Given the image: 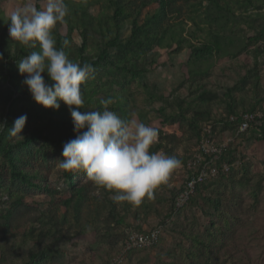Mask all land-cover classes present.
Masks as SVG:
<instances>
[{
    "label": "rangeland",
    "instance_id": "1",
    "mask_svg": "<svg viewBox=\"0 0 264 264\" xmlns=\"http://www.w3.org/2000/svg\"><path fill=\"white\" fill-rule=\"evenodd\" d=\"M109 1L65 0L69 14L52 33L58 49L69 42V60L95 69L81 86L80 110L103 111L101 101L111 98L110 111L158 130L150 152L175 156L181 166L139 204L116 203L84 172L61 170L56 160L77 135L69 107L34 102L17 64L39 45H21L8 32L13 11L29 3L42 10L46 0H0V216L19 203L33 209L29 217L42 218L58 204L69 237L54 243L35 222L8 230L0 221V264H106L127 232L152 229L159 231L157 245L122 264H264V0H165L149 29L161 43L137 48L138 74L118 67L114 39L123 44L131 37L132 18L114 21ZM122 5L139 12L138 25L158 8L154 0ZM13 113V121L27 115L24 140L8 135ZM245 115L253 119L240 130ZM203 164L215 175L174 211L176 194ZM70 181L87 192L78 224L72 206L61 208ZM190 237L210 241V253Z\"/></svg>",
    "mask_w": 264,
    "mask_h": 264
},
{
    "label": "clouds",
    "instance_id": "2",
    "mask_svg": "<svg viewBox=\"0 0 264 264\" xmlns=\"http://www.w3.org/2000/svg\"><path fill=\"white\" fill-rule=\"evenodd\" d=\"M68 14L65 0H46L42 10L29 3L11 13V40L31 48L38 44L40 49L17 64L23 84L43 108L58 110L61 101L69 107L77 135L63 145L58 167L67 173L84 172L94 185L112 192L116 203L139 204L146 196L151 198L181 161L163 152H150L158 130L110 111L111 98L101 101L103 111L80 110L84 104L81 86L94 78L95 69L90 63L69 60L63 48L56 47L53 30ZM63 44L67 47L69 42ZM45 72L51 83H46ZM26 121V114L16 118L7 128L9 137L24 140L21 133Z\"/></svg>",
    "mask_w": 264,
    "mask_h": 264
},
{
    "label": "trees",
    "instance_id": "3",
    "mask_svg": "<svg viewBox=\"0 0 264 264\" xmlns=\"http://www.w3.org/2000/svg\"><path fill=\"white\" fill-rule=\"evenodd\" d=\"M156 4L158 5V8L156 11L146 17L144 22L140 25L137 24L136 18L139 15L138 13H133L132 10L126 11L124 6L122 5V0H110L109 4L111 8L113 9V20L118 22V20L126 19V18H132L131 24H132V34L131 37L125 42V43H120L118 41V37H116L114 40L117 42V52L115 54L116 56V61L118 63V67L122 70H127V72L131 74H138L139 71H134V62L133 59L138 55V49L143 43L147 44L149 42H153L155 40V43L160 45L162 38H158L157 33L155 32H150L149 29L151 27V22L159 21V17L166 7V1L165 0H154ZM38 10H40L39 6H35ZM147 33V35H143ZM138 37V39H137ZM66 40V39H65ZM154 44V43H153ZM64 50V44H61V47ZM40 49H31V51H39ZM20 54H23V49L19 50ZM13 86L16 90H19L18 86L13 83ZM13 106V105H12ZM12 106L9 108V112L11 111ZM13 115L14 113L9 117L8 122H7V128L12 127L13 125ZM262 140H264V134L261 136ZM71 140V139H70ZM68 142V141H67ZM201 166V165H200ZM197 172V171H195ZM194 172V173H195ZM193 175V173H191ZM71 178V177H70ZM69 184L71 185V192H70V197L69 199L65 200L62 203V207L64 208L65 211L68 207L72 206V217L75 221V224H78L80 222V204L82 201L85 200L87 197V192L84 186H81L82 184L80 182L76 181H70ZM203 185V184H202ZM199 186L196 188V192L193 195V197L196 195V193L199 191V189L202 187ZM179 193V192H178ZM177 193V194H178ZM176 194V196H177ZM175 196V197H176ZM192 197V198H193ZM191 198V199H192ZM190 199V200H191ZM190 202V201H189ZM24 208V209H23ZM27 210H33L29 206H22L21 204L17 203L15 204L10 211H7L3 215L0 216V221L2 222V225L8 229V230H17L25 225L27 223H32L35 222L37 225L40 227L44 228L46 231V234H49L51 236V239L54 243H59V242H67L69 241V237L64 233L62 230L66 218L64 213L63 215H59L58 211H60V206L58 204H55L52 209L48 210L45 213V216L40 218L38 217H29V214H27ZM113 210V209H111ZM24 211V213L22 212ZM28 216V217H27ZM138 232V233H144V232H139V231H134L131 230L130 232ZM126 234V236H127ZM125 236V238H126ZM124 238V240H125ZM193 244L199 248L200 252H206L210 253V246L211 242H203L197 239V237H190ZM123 240V242H124ZM122 242V244H123ZM122 246V245H121ZM155 247V246H154ZM153 247V248H154ZM150 248V249H153ZM121 249V247H120ZM120 249L114 253L112 256L109 257L107 260L106 264H111V259L119 253ZM146 249V250H150ZM142 250H133L127 254V256L131 255L132 253L139 252ZM191 259L195 262V257H191Z\"/></svg>",
    "mask_w": 264,
    "mask_h": 264
},
{
    "label": "built area",
    "instance_id": "4",
    "mask_svg": "<svg viewBox=\"0 0 264 264\" xmlns=\"http://www.w3.org/2000/svg\"><path fill=\"white\" fill-rule=\"evenodd\" d=\"M253 119L252 115H245L242 121L239 123L240 130H245L248 127V123ZM213 152H216L215 150ZM211 164V163H209ZM227 169L224 167V171ZM216 173L215 169L209 168L207 164H203L199 167L197 172L189 176L182 189L179 191L174 200V211L181 210L186 205H188L190 199L196 192V188L205 183V181L214 176ZM159 239V231L157 229H152L148 232L138 233L130 232L127 234L121 249L118 254H116L111 259V264H122L127 256V254L133 250H146L153 248L157 245Z\"/></svg>",
    "mask_w": 264,
    "mask_h": 264
}]
</instances>
